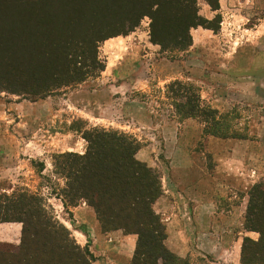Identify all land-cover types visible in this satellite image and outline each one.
Wrapping results in <instances>:
<instances>
[{
    "label": "rangeland",
    "instance_id": "rangeland-1",
    "mask_svg": "<svg viewBox=\"0 0 264 264\" xmlns=\"http://www.w3.org/2000/svg\"><path fill=\"white\" fill-rule=\"evenodd\" d=\"M199 8L204 17L219 20L218 29L212 31L220 35V40H215L213 47L163 52L151 42L150 18L145 17L134 31L100 43L99 55L106 68L98 76L38 100L0 88V192L27 186L47 197L56 216L71 229L77 242L89 246L97 258L95 264H129L134 251L128 241L122 240L123 232H103L99 225L96 234L92 215L85 212L81 218H75L73 208L70 215L54 199L57 197L52 189V155L66 151L83 153L87 147L82 136L85 129H118L138 139L137 158L162 176L164 193L154 208L165 224L166 215L161 213L170 211L178 194L184 192L174 184L184 172L176 170L182 161L192 163L185 178L201 183L210 180L211 195L225 211L232 208L233 202L242 201L246 206L251 186L264 182V41L260 39L264 37V0H226V6L217 11L200 0ZM1 26L2 20L0 33ZM226 49L232 51L228 56L220 52ZM175 80L193 85L208 105L209 98L218 91L222 99L217 104L227 119L225 123L237 136L233 138L251 140L241 185L233 186L236 181L227 166L208 152V125L179 113L184 91L173 84ZM41 162L46 168L39 174L34 163ZM244 177L248 185H244ZM204 213L207 212L201 214ZM208 215L202 226L196 228V220L179 213L173 242L166 240V245L187 257L191 264H241L237 238H242V245L246 235L257 239L259 234L247 232L244 226L234 229L236 217L230 220L217 216L213 228ZM167 232L169 237L168 228ZM101 233H111L112 240L101 239ZM20 238L18 232L13 241L0 240L18 245ZM175 246L177 249L173 250L171 247Z\"/></svg>",
    "mask_w": 264,
    "mask_h": 264
},
{
    "label": "trees",
    "instance_id": "trees-1",
    "mask_svg": "<svg viewBox=\"0 0 264 264\" xmlns=\"http://www.w3.org/2000/svg\"><path fill=\"white\" fill-rule=\"evenodd\" d=\"M204 1L212 10L220 9V0ZM199 2L0 0V88L38 100L98 76L106 68L100 43L134 31L145 17L150 18L153 44L163 52L187 51L193 44L192 29L219 27V20L200 14ZM173 84L184 91L178 106L182 116L201 119L209 136L237 137L225 115L205 104L193 85L180 80ZM82 136L87 142L83 153L52 155L53 194L69 214L85 202L94 209L103 232L135 234L129 264H191L166 245L167 227L154 208L164 193L162 176L137 158L138 139L104 127L85 129ZM34 166L39 174L46 168L44 162ZM5 222L21 223V238L18 245L0 240V264H95L97 260L56 216L48 198L27 186L0 192V223ZM244 229L259 237L243 238L241 264H264L263 181L248 192Z\"/></svg>",
    "mask_w": 264,
    "mask_h": 264
},
{
    "label": "crops",
    "instance_id": "crops-1",
    "mask_svg": "<svg viewBox=\"0 0 264 264\" xmlns=\"http://www.w3.org/2000/svg\"><path fill=\"white\" fill-rule=\"evenodd\" d=\"M226 6V0L222 1L220 0V7ZM192 37H193V44L192 48H195L197 46V50H202V46H210L213 47V45L216 43L215 40H220L219 34H214L212 30L203 28L201 26L192 29ZM223 39V37H221ZM264 41V37H260ZM228 40V39H227ZM232 49V45H230ZM230 49V48H229ZM220 51V50H219ZM233 51H237L236 47L233 49ZM224 56L228 54H231L232 51L226 49L224 51H220ZM227 53V54H225ZM264 74V72L262 73ZM222 99L218 91L209 98V105L217 110H221L220 106L217 104V102ZM250 142L251 140L249 138H233V137H227V138H220L216 136H209L207 140V149L208 152L213 155L214 157H218L221 162L223 161L225 166H227V170L231 172L232 178L235 179L236 183L233 184V186H237V183L242 184L241 177L244 175V166L246 163V159L248 158V155H250ZM181 148V147H179ZM184 151V148L181 149ZM175 168V167H173ZM192 168V163L185 161L181 162L179 165H176V170H180L181 172L184 171L180 176L176 177V182H174L177 187H179L181 190L184 191L186 196L183 193L178 194V199L175 201V204H172L171 212L169 209L165 210V212H162L161 214L166 215V226L169 231V237L167 238V241L173 242L172 239L174 238V232H176V227H178L177 217L179 213H182L183 216L192 221L196 220V223L199 224L197 227L202 226V221L205 220L206 214L209 213V225L212 223V227L215 228L216 226V217L220 216L222 218H228L232 220V218L236 217V223L234 226V229L242 228L244 226V213L246 211V206L243 205V202L241 201L240 204H237L233 202L231 204L232 208L228 211H225L224 208H220L218 206L216 200L213 198V195H211V182L207 181L206 183H201L200 180H196L194 178H185L186 173ZM211 177V176H210ZM191 178V179H190ZM245 178V177H244ZM214 182L216 181L215 177H213ZM208 183V187L205 188V186ZM167 179L164 178V185L165 188L167 187ZM248 185V179L245 178V184ZM186 189V190H185ZM177 198V197H175ZM58 204V207L64 208L62 201L60 199L54 198ZM159 201L156 202V204ZM88 212L90 215L94 217V225L93 229L94 232L97 234L99 223L96 218L95 211L92 207L88 206L86 203L79 204L78 206L73 208V213L75 218H81L82 214ZM169 212V214H168ZM202 212H207L204 214H201ZM188 214V215H187ZM194 216V218H192ZM212 216V219L210 217ZM204 219V220H203ZM201 221V222H200ZM2 228L5 230V233H2ZM22 224L19 222H5L0 223V239L6 242L13 241V239L17 236V233L21 232ZM96 230V231H95ZM115 232H122L120 230ZM184 231H181V234H183ZM238 233H242L241 231ZM213 232L210 230L209 235L211 236ZM101 239H111V233L108 235H104L101 233L100 235ZM211 238V237H210ZM97 239V238H96ZM100 239V238H99ZM241 237L237 238L236 246H241ZM123 241H128L130 245V250L133 252L136 245L137 236L135 234H123L122 236ZM173 250L177 249V246L171 247ZM127 264V263H126Z\"/></svg>",
    "mask_w": 264,
    "mask_h": 264
}]
</instances>
